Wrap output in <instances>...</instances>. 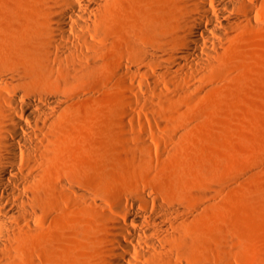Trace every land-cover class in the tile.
<instances>
[{"label":"bare ground","instance_id":"1","mask_svg":"<svg viewBox=\"0 0 264 264\" xmlns=\"http://www.w3.org/2000/svg\"><path fill=\"white\" fill-rule=\"evenodd\" d=\"M4 1L0 264H59L66 242L80 239L88 222L107 232L104 264H201L191 255L188 227L210 207L207 195L218 211L238 186L264 177V157L252 169L217 179L210 190L177 199L151 197L140 186L124 184L120 191L105 180L98 142L85 162L74 159L71 149L86 131L78 114L82 103L98 102L100 77L113 50L133 57L117 66L129 92H137L129 82L143 70L137 72L135 61L140 68L147 65L151 51L166 53L165 64L177 77L195 80L221 54L230 33L259 25L264 0H24L29 15L18 27L8 20ZM14 1L6 5L12 9ZM167 12L181 14L180 21H169ZM119 18L125 29L114 36L108 26ZM158 24L165 26L163 35L154 30ZM89 88L95 96L88 95ZM228 231L215 226L213 264H228Z\"/></svg>","mask_w":264,"mask_h":264},{"label":"rangeland","instance_id":"2","mask_svg":"<svg viewBox=\"0 0 264 264\" xmlns=\"http://www.w3.org/2000/svg\"><path fill=\"white\" fill-rule=\"evenodd\" d=\"M23 1L15 0L12 9L3 3L8 20L17 27L29 15ZM179 15L167 12L166 18L179 22ZM258 22L254 29L230 33L221 54L195 80L177 77L176 69L165 64L167 54L151 51L147 65L140 68L135 61L137 72L143 69L129 82L136 93L123 88L124 77L117 69L133 61L132 55L113 50L100 77L98 102L81 105L79 123L86 131L71 149L74 159L85 162L98 142L101 169L112 188L140 186L151 197L173 199L210 190L217 179L240 168L252 169L264 157V2ZM124 29L120 18L108 26L114 36ZM202 29L209 28L202 24ZM154 30L166 32L160 24ZM88 95L95 96L91 88ZM130 149L135 150L132 156ZM238 187L218 211L207 195L210 207L187 229L191 255L201 264L217 261L212 239L218 223L229 229L224 249L228 264H263L264 177ZM104 192L111 195L106 188ZM106 233L88 222L80 239L66 242L59 264H104Z\"/></svg>","mask_w":264,"mask_h":264}]
</instances>
